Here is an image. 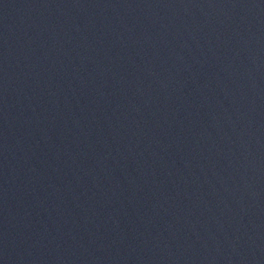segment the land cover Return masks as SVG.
I'll use <instances>...</instances> for the list:
<instances>
[{"label": "water", "instance_id": "1", "mask_svg": "<svg viewBox=\"0 0 264 264\" xmlns=\"http://www.w3.org/2000/svg\"><path fill=\"white\" fill-rule=\"evenodd\" d=\"M0 264H264V0H0Z\"/></svg>", "mask_w": 264, "mask_h": 264}]
</instances>
